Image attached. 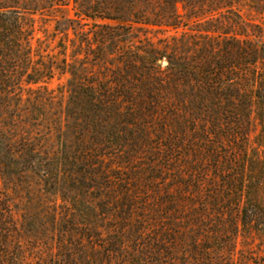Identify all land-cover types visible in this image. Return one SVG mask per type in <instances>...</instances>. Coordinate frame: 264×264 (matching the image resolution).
<instances>
[{
  "label": "trees",
  "instance_id": "1",
  "mask_svg": "<svg viewBox=\"0 0 264 264\" xmlns=\"http://www.w3.org/2000/svg\"><path fill=\"white\" fill-rule=\"evenodd\" d=\"M46 4L0 0V122L2 114L8 116L0 125V168L36 177L44 194L50 188L47 194L57 196L68 182L77 193H63L69 196L61 197L64 204L48 208L51 230H39L35 216L39 227L28 231L30 241L22 247L0 192V264H253L250 251H241L237 261L235 256L239 237L264 245L263 29L250 25L248 31L239 24L234 33L199 35L182 52L174 45V54L125 47L118 65H111L100 51L114 44L107 33L114 29L103 27L107 31L94 39L102 73L94 76L65 59L56 65L33 59V33L24 14ZM166 4L175 8L177 2ZM125 9L145 24L136 0L87 2L82 16L97 13L100 20L134 24L126 21ZM175 22L176 17L168 26L178 28ZM55 70L70 75V104L86 122L71 129L77 144L68 147L60 128L56 147L24 131L9 139L1 126L24 124L23 93H39ZM10 98L18 101L15 115L5 106ZM49 98L28 96L24 103L40 110ZM170 110L174 132L166 125L161 130L174 144L167 147L174 152V194L145 193L139 176L126 174L124 180L119 168L106 169L110 157L124 154L122 141L133 150L145 142L142 121L156 125L154 115ZM31 120L40 121L33 114Z\"/></svg>",
  "mask_w": 264,
  "mask_h": 264
},
{
  "label": "rangeland",
  "instance_id": "2",
  "mask_svg": "<svg viewBox=\"0 0 264 264\" xmlns=\"http://www.w3.org/2000/svg\"><path fill=\"white\" fill-rule=\"evenodd\" d=\"M38 1H48L49 4L43 6L42 10L35 14H24V23L27 28L31 27L33 33L32 47L35 50L33 59L37 61L40 56L42 59L40 58L41 62L38 63L51 62L53 65L60 64V61L65 59L67 64H73L78 72L83 71L85 74L94 76L102 73L100 72L101 65L98 68L96 63L99 51L95 49L94 39L107 31L103 27L114 29L107 32L112 35L114 44L104 47L103 52L100 51L101 57L109 61L111 65H118L116 61L120 53L123 54L122 51L127 50L125 47L129 49L133 47L134 51L141 53L155 49L174 54V45L182 52L188 49L191 40L205 35L218 36V33H232V31L234 33L239 24L244 25L248 31L250 25H258L264 33V0H173L177 2L175 8L166 4V0H136L138 9L142 11L140 17L144 25L132 18L130 12L126 11L127 8L125 9L126 21H133L134 24L129 22L118 24L100 20L102 14L97 13L87 14L88 18L82 16L86 3H94L96 0ZM89 17L92 18L89 19ZM175 17V24L178 25L176 29L168 26L171 23L174 25ZM157 64L164 69L167 63L158 61ZM69 79V74L63 72L61 74V71L55 70L52 79L40 85L42 90L39 93H23V103L19 111L24 118V124L20 125L21 128L19 124H16L9 130L6 128L7 125L1 126L8 132L9 139L24 131L31 137L33 135L37 142L45 146L56 147L59 141L57 130L60 128L62 132L64 131L63 141L68 147H74L77 143H75V136L71 129L75 126H84L85 120L78 113L76 104H70L67 86ZM32 89L37 88L32 87ZM28 96L31 98L49 96L50 102L39 110L33 107L32 102L24 103V99ZM168 97L174 100L173 95L169 94ZM5 106L13 109L15 115L18 101L10 98ZM4 112L6 111L2 113ZM32 114L33 118L40 121L32 122ZM2 116H4L3 121L8 118L6 114ZM154 116H156L154 120L156 125H153L151 123L153 121L149 119L142 121V126H144L142 134L147 136L145 142L137 143V147L133 150L129 147V142L122 141V147L119 150L124 154L119 157L114 155L113 159L110 157L105 166L106 169L111 168V173L113 167L119 168L124 180H126L124 176L126 174L129 178L139 176L145 193L174 194V152L167 149L168 146L174 144L167 141V133L161 130L163 125H166L167 131L174 132V110L159 112ZM110 124L113 125L114 122ZM136 132L135 129L134 133ZM126 134L122 135L125 139ZM253 136L254 133L251 137ZM128 154L132 157L131 162ZM4 172L6 169L0 168V192L9 202L14 221L18 225L16 239L22 247H26L28 246L27 241H30L28 237L31 235L28 231H31L34 225V230L39 227V222H34L33 218L38 216L41 221L42 227H39V230H51L48 216L45 214L49 211L48 208H51L54 203L64 204L61 198L64 196L63 193L71 196L72 193L77 192L68 182L63 192L57 193V196H51L47 194L50 188L45 190L46 194L39 188L36 177L30 174L18 177L11 172L9 174ZM42 194L45 196H41ZM66 195L63 199H68L69 196ZM236 251L239 252L235 256V261L239 259L241 251H250L251 256L247 258L253 264L264 263V245H260L251 236L239 237Z\"/></svg>",
  "mask_w": 264,
  "mask_h": 264
}]
</instances>
